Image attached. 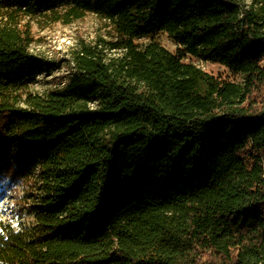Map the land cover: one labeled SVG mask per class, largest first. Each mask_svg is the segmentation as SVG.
Returning <instances> with one entry per match:
<instances>
[{"label":"trees","instance_id":"1","mask_svg":"<svg viewBox=\"0 0 264 264\" xmlns=\"http://www.w3.org/2000/svg\"><path fill=\"white\" fill-rule=\"evenodd\" d=\"M88 13L116 41L31 91L55 66L25 18ZM158 32L178 51L135 42ZM0 195L33 218L0 222V264H264V0H0Z\"/></svg>","mask_w":264,"mask_h":264},{"label":"rangeland","instance_id":"2","mask_svg":"<svg viewBox=\"0 0 264 264\" xmlns=\"http://www.w3.org/2000/svg\"><path fill=\"white\" fill-rule=\"evenodd\" d=\"M246 1L251 3V0ZM65 9L61 8L62 11ZM24 22L30 24L33 36L30 51L55 66V69L51 72L42 71L37 80L30 86L31 91L43 96L66 86L67 59L71 52L83 41L93 42L100 36L109 41H116L118 38V34L108 21L94 13H88L84 18L71 23L51 21L45 16L25 18ZM151 40H157L172 52H177L180 47L166 32H158L151 36L142 37L136 39L135 42L140 46H144ZM184 61L193 62L208 73L225 81L241 83L246 77L245 74L232 71L218 62L202 60L188 54L184 56ZM20 194H24L21 187ZM0 222L10 223L15 228L20 229L31 225L33 218L19 209L13 197L0 195Z\"/></svg>","mask_w":264,"mask_h":264}]
</instances>
